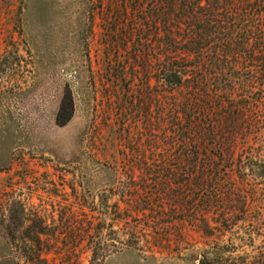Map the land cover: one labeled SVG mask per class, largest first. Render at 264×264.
<instances>
[{
	"label": "rangeland",
	"instance_id": "obj_1",
	"mask_svg": "<svg viewBox=\"0 0 264 264\" xmlns=\"http://www.w3.org/2000/svg\"><path fill=\"white\" fill-rule=\"evenodd\" d=\"M0 264H264V0H0Z\"/></svg>",
	"mask_w": 264,
	"mask_h": 264
},
{
	"label": "trees",
	"instance_id": "obj_2",
	"mask_svg": "<svg viewBox=\"0 0 264 264\" xmlns=\"http://www.w3.org/2000/svg\"><path fill=\"white\" fill-rule=\"evenodd\" d=\"M70 117V116H69ZM69 117L65 118L62 123H65V121H67L69 119ZM59 122H60V119H59Z\"/></svg>",
	"mask_w": 264,
	"mask_h": 264
}]
</instances>
